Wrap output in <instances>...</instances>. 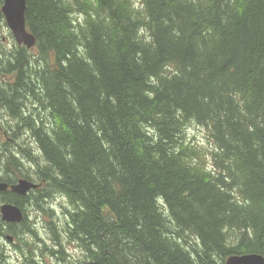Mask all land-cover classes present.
I'll list each match as a JSON object with an SVG mask.
<instances>
[{
	"label": "trees",
	"instance_id": "trees-1",
	"mask_svg": "<svg viewBox=\"0 0 264 264\" xmlns=\"http://www.w3.org/2000/svg\"><path fill=\"white\" fill-rule=\"evenodd\" d=\"M24 15L35 46L0 53V182L38 188L0 193L25 212L0 218V264L8 236L32 251L26 205L52 216L59 196L85 264L264 257V0H26Z\"/></svg>",
	"mask_w": 264,
	"mask_h": 264
},
{
	"label": "rangeland",
	"instance_id": "rangeland-1",
	"mask_svg": "<svg viewBox=\"0 0 264 264\" xmlns=\"http://www.w3.org/2000/svg\"><path fill=\"white\" fill-rule=\"evenodd\" d=\"M2 27V33L0 32V35H2L0 48L3 52L0 53H5L11 51L10 43L12 41L15 42V40L7 25H2ZM35 52V50L31 51L32 54H35ZM8 75L12 78L14 77L12 71H9ZM24 107H21L20 109L21 115L22 112L24 114ZM7 119L10 121L9 118L4 120L7 121ZM35 119L36 116L33 120ZM31 124L33 125V123ZM186 137L194 146L198 148L206 151H212L213 149V144L208 138L206 129L201 126H197L195 123H192L187 128ZM21 138L20 143L22 145L24 144L27 148H34V140L28 130H22ZM7 139L9 145H15L9 140V138ZM22 160L27 167L29 174H33L34 167L30 168L27 161L25 159ZM41 162L43 161L41 160ZM43 206H47V204H44ZM52 207L54 209V213L52 216H49L40 210L35 209L33 204L26 205L27 219L33 227L35 233L26 234L23 237L25 238L26 243H28V240L34 242V246H30L32 247L31 253L25 248H23V252H19L12 244H8L6 241H3L6 253L9 256V261L12 264H85V253L83 249H81L76 243L71 242L66 233L65 219L62 214L65 209L70 208L68 203L63 199V197L59 196L58 200L55 201ZM27 227L28 225L26 224L24 228ZM50 228L53 230V234L50 232Z\"/></svg>",
	"mask_w": 264,
	"mask_h": 264
},
{
	"label": "water",
	"instance_id": "water-1",
	"mask_svg": "<svg viewBox=\"0 0 264 264\" xmlns=\"http://www.w3.org/2000/svg\"><path fill=\"white\" fill-rule=\"evenodd\" d=\"M0 10L17 45L31 49L35 44V38L25 25L26 0H3ZM37 187L38 184L19 178L10 185L0 182V193L9 190L20 197H26ZM24 214L23 209L16 204L7 202L0 204V218L4 223L20 225L24 221ZM7 239L9 242L12 241L11 238ZM225 264H264V257L256 253L231 255L227 257Z\"/></svg>",
	"mask_w": 264,
	"mask_h": 264
},
{
	"label": "bare ground",
	"instance_id": "bare-ground-1",
	"mask_svg": "<svg viewBox=\"0 0 264 264\" xmlns=\"http://www.w3.org/2000/svg\"><path fill=\"white\" fill-rule=\"evenodd\" d=\"M7 238H11V239H12V241H11V242H9ZM7 238H6V242H7L8 244H11V243H13V241H14V240H13V238H12L11 236H8Z\"/></svg>",
	"mask_w": 264,
	"mask_h": 264
},
{
	"label": "flooded vegetation",
	"instance_id": "flooded-vegetation-1",
	"mask_svg": "<svg viewBox=\"0 0 264 264\" xmlns=\"http://www.w3.org/2000/svg\"><path fill=\"white\" fill-rule=\"evenodd\" d=\"M26 114H28V112H26Z\"/></svg>",
	"mask_w": 264,
	"mask_h": 264
}]
</instances>
